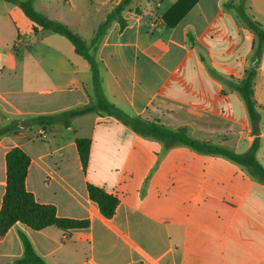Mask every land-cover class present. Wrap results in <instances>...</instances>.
<instances>
[{"label":"crops","instance_id":"crops-1","mask_svg":"<svg viewBox=\"0 0 264 264\" xmlns=\"http://www.w3.org/2000/svg\"><path fill=\"white\" fill-rule=\"evenodd\" d=\"M41 1L33 7L47 16ZM119 1L84 0L77 11L65 0L69 9H58V21L85 40L97 28L89 22L94 14L105 18ZM228 1L135 0L122 14L125 28L113 22L95 51L102 92L126 114L184 127L193 139L216 144L224 136L218 145L236 153L257 139L255 158L264 167V44L253 82L259 122H250L229 87L220 97V82L244 75L255 43L224 8ZM246 11L264 28V0H247ZM91 102L88 65L70 43L34 32L18 6L0 0V129L21 131L0 136V207L5 155L19 148L30 159L25 188L35 201L54 206L60 218L89 222L69 232L16 224L0 240V264L22 256L18 230L45 264H264V183L244 168L184 146L166 149L102 113L75 118L66 129L26 125ZM164 102L184 116L164 112ZM192 115L204 123L194 127ZM75 138L90 140L85 173ZM87 183L118 198L111 218L89 199Z\"/></svg>","mask_w":264,"mask_h":264},{"label":"trees","instance_id":"trees-1","mask_svg":"<svg viewBox=\"0 0 264 264\" xmlns=\"http://www.w3.org/2000/svg\"><path fill=\"white\" fill-rule=\"evenodd\" d=\"M5 1L18 6L24 17L32 24L34 32L40 29L66 39L73 47L74 52L87 63L91 75L93 102L52 115L32 117L26 121L27 126L52 127L60 125L66 129L70 127L71 120L75 118L88 114L102 113L118 121L141 137L152 138L162 142L166 149L184 146L199 154L224 158L244 168L251 177L264 183V167L255 158V153L259 146L257 139L253 141L247 151L236 153L222 145L193 139L188 135L184 127L172 130L157 121L145 120L139 116H130L105 98L102 92L95 51L113 22L118 23L120 30L125 28L126 21L123 19L122 14L127 10H131L135 0H120L97 26L89 43L66 24L37 12L33 7V0ZM246 3L247 0H230L224 3L223 6L225 9L233 10L237 19L254 33L255 51L253 62L257 63L260 59L264 44V28L248 15ZM134 10L138 12V8ZM188 41L191 44L193 43L190 35H188ZM210 74L214 78H218L213 71H210ZM256 74L257 67L251 66L248 70L244 71V77L239 83L224 81L231 90L240 96L250 122L255 125L260 120V115L255 108L253 92V82ZM8 132L21 135V131L12 126H7L0 129V136ZM74 144L82 171L85 173L89 161L90 140L86 138H75ZM29 164V157L19 148H13L5 155L6 178L5 192L0 207V240L16 224L24 225L34 231H40L49 226H54L63 232L87 228L89 225L88 220L60 218L57 216L54 206L40 204L35 201L34 196L25 188V178ZM86 190L89 199L97 205L100 214L104 218H111L118 206V198L108 194L102 188L89 183L86 184ZM17 234L22 245L23 253L13 263L45 264L34 251L25 233L18 230Z\"/></svg>","mask_w":264,"mask_h":264},{"label":"rangeland","instance_id":"rangeland-1","mask_svg":"<svg viewBox=\"0 0 264 264\" xmlns=\"http://www.w3.org/2000/svg\"><path fill=\"white\" fill-rule=\"evenodd\" d=\"M82 1H84V0H73V2L75 3V7H76L77 11H81L82 10ZM42 4L45 7H43ZM37 8L39 10H42L49 18L54 19V20H58V9L59 8H61V9L62 8L69 9V5L65 2V0H42L41 1V5L40 6L37 5ZM102 14H103L102 12L98 13V14H94L93 20L92 21L89 20V22L91 23L90 25L94 24V29L98 26V24L101 22V20H103L104 17H103ZM55 36H57V35H55ZM57 37H59V36H57ZM92 37H93V35L90 34L87 38H85V40H89V39L91 40ZM254 51H255V47H254ZM253 58H254V54H253V57L248 62L247 70L251 67V64L253 62ZM209 70L210 69L207 68L208 74L210 75ZM240 76H241V78L237 77L236 79L231 78V79H225V80H228V82L230 81L232 83H239L241 81V79L244 77V75H240ZM220 84L222 85V90L220 91V97L224 98L228 94V92L231 91V90L228 88V85L226 84V82H224V83L220 82ZM239 98H240V96H239ZM192 100H194V98ZM240 101L242 103V106H244L241 98H240ZM164 103H165V105L161 106V107L164 108V112H166V113L175 112V113H177L176 114L177 116H181L179 118H182V116H184L185 110H180L178 107L173 108V107L170 106V104L168 102H164ZM190 119H191V122L194 123V125H193L194 127L196 125H198V122L204 123L202 117H198V116L192 115V116H190ZM182 121L183 120L180 119L179 122H182ZM179 122H177V123H179ZM168 123H171V122L168 121ZM84 129L87 131L88 127L86 126V127H84ZM195 131L196 132H201L202 130H198L196 128ZM221 137H224V136H221ZM221 137L217 139V141L215 142L216 144H221L223 142V141H221V140H223V138H221Z\"/></svg>","mask_w":264,"mask_h":264},{"label":"water","instance_id":"water-1","mask_svg":"<svg viewBox=\"0 0 264 264\" xmlns=\"http://www.w3.org/2000/svg\"><path fill=\"white\" fill-rule=\"evenodd\" d=\"M252 67H256V62H254L253 64H252ZM21 123H22V126H20L19 125V128H25V125H24V122L23 121H21Z\"/></svg>","mask_w":264,"mask_h":264}]
</instances>
